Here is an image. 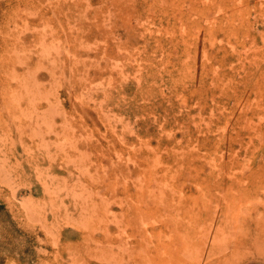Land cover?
<instances>
[{
	"label": "rangeland",
	"instance_id": "374dc122",
	"mask_svg": "<svg viewBox=\"0 0 264 264\" xmlns=\"http://www.w3.org/2000/svg\"><path fill=\"white\" fill-rule=\"evenodd\" d=\"M0 264H264V0H0Z\"/></svg>",
	"mask_w": 264,
	"mask_h": 264
}]
</instances>
